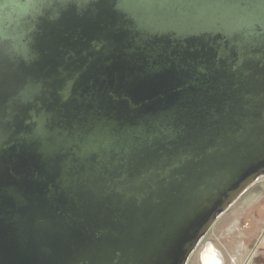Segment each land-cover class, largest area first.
<instances>
[{"label":"water","instance_id":"95a60500","mask_svg":"<svg viewBox=\"0 0 264 264\" xmlns=\"http://www.w3.org/2000/svg\"><path fill=\"white\" fill-rule=\"evenodd\" d=\"M264 175V0H0V264H187Z\"/></svg>","mask_w":264,"mask_h":264},{"label":"rangeland","instance_id":"374dc122","mask_svg":"<svg viewBox=\"0 0 264 264\" xmlns=\"http://www.w3.org/2000/svg\"><path fill=\"white\" fill-rule=\"evenodd\" d=\"M257 181L255 186H250V190L237 199V204H233L223 212L200 241L187 264H202V255L207 251L217 255L219 260L216 264L250 263V255L258 237L259 226L256 222H251L250 217L244 216L247 208L245 198L258 189Z\"/></svg>","mask_w":264,"mask_h":264},{"label":"crops","instance_id":"0c3cea01","mask_svg":"<svg viewBox=\"0 0 264 264\" xmlns=\"http://www.w3.org/2000/svg\"><path fill=\"white\" fill-rule=\"evenodd\" d=\"M257 182H259L258 189L252 191L251 194L245 198V207L247 208L246 214L244 216L250 217V221L254 223L256 222L257 226H259V231L257 233L258 237L252 248L249 264H264V176L261 177ZM255 185L256 183H253L251 187ZM249 188L245 192H248V190H250ZM237 201L238 200H236L233 204H237ZM222 214L218 218H220ZM218 218L216 219L215 223L217 222ZM202 264H204L203 259Z\"/></svg>","mask_w":264,"mask_h":264},{"label":"bare ground","instance_id":"6f19581e","mask_svg":"<svg viewBox=\"0 0 264 264\" xmlns=\"http://www.w3.org/2000/svg\"><path fill=\"white\" fill-rule=\"evenodd\" d=\"M204 264H216L218 262V257L214 252H204L202 255Z\"/></svg>","mask_w":264,"mask_h":264}]
</instances>
